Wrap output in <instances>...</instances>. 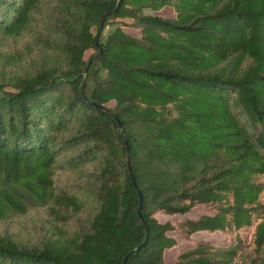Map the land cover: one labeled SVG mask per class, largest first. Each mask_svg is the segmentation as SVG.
Here are the masks:
<instances>
[{"label": "trees", "instance_id": "trees-1", "mask_svg": "<svg viewBox=\"0 0 264 264\" xmlns=\"http://www.w3.org/2000/svg\"><path fill=\"white\" fill-rule=\"evenodd\" d=\"M117 3L0 0V221L51 215L0 264H264V0Z\"/></svg>", "mask_w": 264, "mask_h": 264}, {"label": "rangeland", "instance_id": "rangeland-1", "mask_svg": "<svg viewBox=\"0 0 264 264\" xmlns=\"http://www.w3.org/2000/svg\"><path fill=\"white\" fill-rule=\"evenodd\" d=\"M161 14L165 16H171L172 11L168 8L163 9ZM32 36L30 33H24L22 36L12 39L10 37L0 40V68L2 67V60L6 58V71L8 73L18 72L22 69H28L29 64L32 63V54H30L29 45ZM36 52V51H34ZM91 53L87 51L86 55ZM13 57L14 60H11ZM27 58L28 60H25ZM37 61V60H36ZM35 61V62H36ZM58 183H66L71 181L77 183L74 175L70 172H62L57 175ZM88 212V211H85ZM51 215L49 211L43 207L33 208L26 214L21 216H13L5 220L0 221V232L11 235L15 239L27 244H38L49 237L47 222L50 221ZM81 224L78 218L77 222H72V227ZM204 237H211L209 234H201ZM218 238L219 236L216 235ZM182 245L183 242L180 241ZM179 247H174L166 252V260L170 263L173 257L179 251Z\"/></svg>", "mask_w": 264, "mask_h": 264}, {"label": "water", "instance_id": "water-1", "mask_svg": "<svg viewBox=\"0 0 264 264\" xmlns=\"http://www.w3.org/2000/svg\"><path fill=\"white\" fill-rule=\"evenodd\" d=\"M122 1H123V0H118V3H117V7H116V9H114L113 11H109V12H107V13L105 14V17L111 15L113 12H116V11L118 10V8H119V6H120V4H121ZM102 26H103V24H101V26H100V28H99V32L102 30ZM95 45H96V47L99 48V53H100V52H101V49H100V44H99V41H98V40H96ZM90 62H91V60L89 61L88 65H87V69L89 68ZM98 106H100V105H98ZM101 107H103V106H101ZM103 108L106 109V110H108V109L105 108V107H103ZM119 125H120V124H119ZM122 135H123V133H122ZM125 144H126V152L128 153V152H129V147H128V144H127V141H126V140H125ZM128 170H129V174H130V178H131L132 184H133V186L135 187V189L137 190L138 197H139V206H138V209H137L138 217H139V219H140L142 225L145 227V229H147L146 222L144 221L143 216H142V213H141L142 202H143V196H142V193H141V191L139 190V188H138V186H137V182H136L135 176H134V174H133V171H132L131 164H130V161H129V160H128ZM142 245H143V244H140V245H138L134 250L128 252V253L125 255V257L123 258V263H122V264H126L127 259H128V257L130 256V254H131L132 252H134V251H138V250L141 248Z\"/></svg>", "mask_w": 264, "mask_h": 264}]
</instances>
